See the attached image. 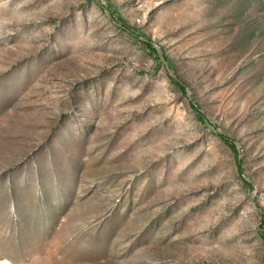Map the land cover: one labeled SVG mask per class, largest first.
Listing matches in <instances>:
<instances>
[{"label": "rangeland", "instance_id": "obj_1", "mask_svg": "<svg viewBox=\"0 0 264 264\" xmlns=\"http://www.w3.org/2000/svg\"><path fill=\"white\" fill-rule=\"evenodd\" d=\"M263 230L264 0H0V264H264Z\"/></svg>", "mask_w": 264, "mask_h": 264}, {"label": "trees", "instance_id": "obj_2", "mask_svg": "<svg viewBox=\"0 0 264 264\" xmlns=\"http://www.w3.org/2000/svg\"><path fill=\"white\" fill-rule=\"evenodd\" d=\"M111 15H112V18L114 21H117L118 23H122V27L124 28H127L128 30H132V28L126 26V22H124L123 18L121 17H118L116 11H111ZM148 47L152 50V52L158 57V59H161V56L159 54V51L158 49L154 46V43H153V39L150 38V40L148 41H144ZM173 68H175V65L172 66ZM175 81L176 83L180 86L181 89L184 90V92L187 94L186 92V88L188 87L186 82L181 78V76H178V78L176 79L175 78ZM191 105H192V108L193 110L196 112V114L201 117V118H204L212 127L216 128L217 129V125L208 121L205 113L202 111V109L200 108V106L198 104H196L195 102L191 101ZM217 135L227 144L229 145V147L232 149V151L235 153L236 155V164H237V168L239 170V173H240V176L241 178L243 179V182L248 186V187H252V183L251 182H248L246 181L244 178H243V170H242V163H241V160L238 158V153H237V149H236V141L234 139H231L229 137H227L225 134H222L220 133L219 131H217ZM262 239L264 241V230L262 231Z\"/></svg>", "mask_w": 264, "mask_h": 264}, {"label": "water", "instance_id": "obj_3", "mask_svg": "<svg viewBox=\"0 0 264 264\" xmlns=\"http://www.w3.org/2000/svg\"><path fill=\"white\" fill-rule=\"evenodd\" d=\"M144 39H146V40H150V39H148V38H144ZM154 44H155L156 48L158 49L161 58H162V59L164 60V62L167 64L168 70L170 71V73L172 74V76L175 77V78H178L177 74H176L175 71L170 67V65H169V63H168V60H167L166 55H165V50H164V48L162 47V45L159 44V43H157V42H155V41H154ZM187 94H188L189 98L192 99V96H191V94H190V92H189V89H187ZM236 149H237V153H238V158L240 159V158H241V148H240V146H239L237 143H236ZM242 176H243V178H244L246 181L251 182L250 178H248L246 175L243 174ZM256 192H257V189H256V187H254V189H253V191H252V193H251V196H250V203H251V205H252L254 208H256V209L262 211V210L257 206V204H256V202H255Z\"/></svg>", "mask_w": 264, "mask_h": 264}]
</instances>
